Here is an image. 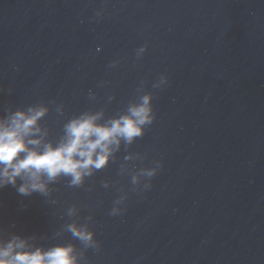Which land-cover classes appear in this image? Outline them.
I'll list each match as a JSON object with an SVG mask.
<instances>
[{
  "label": "water",
  "instance_id": "obj_1",
  "mask_svg": "<svg viewBox=\"0 0 264 264\" xmlns=\"http://www.w3.org/2000/svg\"><path fill=\"white\" fill-rule=\"evenodd\" d=\"M141 85L155 96L146 134L83 186L61 179L51 198L0 189V239L83 250L56 237L77 205L101 242L84 264H264V0H0V116L45 103L55 143L83 111L125 112ZM156 160L153 187L134 191L121 165ZM124 193L126 210L110 215Z\"/></svg>",
  "mask_w": 264,
  "mask_h": 264
},
{
  "label": "clouds",
  "instance_id": "obj_2",
  "mask_svg": "<svg viewBox=\"0 0 264 264\" xmlns=\"http://www.w3.org/2000/svg\"><path fill=\"white\" fill-rule=\"evenodd\" d=\"M103 15V9L96 13L97 17ZM147 51V44L138 48L137 59ZM119 63V60L113 61L109 67ZM168 83V75L162 74L153 87L163 88ZM138 92V99L129 104L125 112L106 121L103 111H83L72 117L64 124L63 137L55 143L46 140L48 132L41 126L50 111L47 104L9 109L7 115L0 116V189L12 186L24 197L39 193L51 198L54 191L51 186L61 179L66 178L69 187L83 186L88 177L110 164L122 144L131 146L157 119L154 94L145 92L143 85ZM95 95L89 91L90 98L94 99ZM55 110L63 115L64 105H56ZM139 158V154H129L125 160ZM153 165L129 171L128 165L123 164L121 173L131 176L134 191L144 192L153 187L152 178L158 175L164 162L156 160ZM110 184L111 181H105L104 187ZM127 199V193L116 199L110 215H122L126 209L121 206ZM49 202L56 201L49 199ZM79 213L77 205L67 209L65 214L71 222L66 223L56 237L67 232L83 245V250L75 243L35 246L28 238L15 235L8 240L0 239V264H84V250L99 249L101 242L92 226L93 217L88 216L81 222Z\"/></svg>",
  "mask_w": 264,
  "mask_h": 264
}]
</instances>
